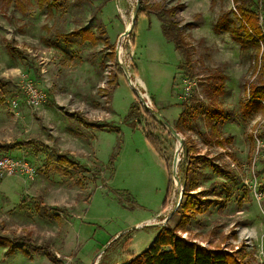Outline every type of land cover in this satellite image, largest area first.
<instances>
[{
	"label": "rangeland",
	"instance_id": "1",
	"mask_svg": "<svg viewBox=\"0 0 264 264\" xmlns=\"http://www.w3.org/2000/svg\"><path fill=\"white\" fill-rule=\"evenodd\" d=\"M22 1L25 9L0 0V160H22L36 172L0 179V264H126L138 255L132 252H143L163 227L178 221L167 218L181 197L173 161L186 139L228 175L199 165L201 190L214 189L209 196L216 203L191 221L183 237L242 248L249 264H264V111L244 108L246 88L257 77L258 50L244 36L233 1L57 0L44 7ZM138 2V14L146 13L122 39ZM254 2L264 30L263 0ZM169 19L181 34L180 50L163 36ZM80 28L99 41L67 36ZM119 41L132 81L178 128L179 139L145 108L118 69L111 50ZM113 72L115 85L108 83ZM216 75L224 82L218 96ZM185 78L196 81L190 94ZM25 83L46 93L41 108L23 102ZM11 100L20 102L17 109ZM196 107L220 112L219 130L232 140L225 148L204 140L210 128L192 116ZM81 116L100 124L88 127ZM61 156L71 163H61ZM182 159L183 151L179 177ZM150 220L157 225L135 229ZM66 241L71 251L64 255Z\"/></svg>",
	"mask_w": 264,
	"mask_h": 264
},
{
	"label": "trees",
	"instance_id": "2",
	"mask_svg": "<svg viewBox=\"0 0 264 264\" xmlns=\"http://www.w3.org/2000/svg\"><path fill=\"white\" fill-rule=\"evenodd\" d=\"M55 1L57 0H37L40 7L50 6L54 4ZM232 1L244 36L254 43L258 50L255 63L257 77L246 88L247 98L244 108L246 111H249L253 107H258L264 111V30L260 23L259 8L255 5L254 0ZM9 2L21 9H25L22 0H9ZM140 13L145 14L146 12L140 9L139 14ZM135 27L136 26H134V28ZM162 33L165 39L174 43L177 50L183 48L181 34L178 30L176 31V25L173 19H169L168 22L163 24ZM67 36L80 37L83 41H89L94 44L99 41V38L87 28L74 30L67 34ZM111 56H116V46H113ZM118 69H120V67ZM110 76L108 83L115 85L117 73H110ZM223 89V78L220 75L214 76L213 94L218 96L223 92ZM136 105L137 104L132 107L131 113L137 108ZM191 111L193 117L201 116L206 125L210 128L209 135L203 136L205 141H209L220 148H225L227 143H231V138L225 139L219 130L220 112L200 107L193 108ZM79 119L82 123L90 127H97L100 124L99 122L90 121L82 116ZM147 137L155 150L163 156L157 141H155L149 132L147 133ZM229 155L233 158V162L239 165L240 162L235 156L233 154ZM61 160L66 163H71L66 157L61 158ZM199 165H206L210 170L222 177L228 175L226 171L220 168L219 164L214 162L213 158H210L206 154H202L192 140H183V159L180 163V181L183 187V197L178 209L172 215V218L178 217V221L175 225L168 224L163 227L158 233L155 241L140 254L132 256L131 260L126 264H249L247 260L248 254L244 252L242 248L234 250L221 247V245L205 246L194 238L183 237L182 233L190 234L189 225L191 221L197 216L205 214L206 211L216 203V200L209 196L214 189L209 188L201 190L198 171ZM167 166L170 175V190L172 191L173 180L171 168L169 164H167ZM26 199L29 201L36 200V198L28 196ZM2 241L6 244L12 243V241L7 238L2 239ZM14 248L15 246L11 245L8 252H11Z\"/></svg>",
	"mask_w": 264,
	"mask_h": 264
},
{
	"label": "built area",
	"instance_id": "3",
	"mask_svg": "<svg viewBox=\"0 0 264 264\" xmlns=\"http://www.w3.org/2000/svg\"><path fill=\"white\" fill-rule=\"evenodd\" d=\"M123 39V38H122ZM120 50H121V47H120ZM120 54H121V51H120ZM121 60V59H120ZM119 67L120 64H119ZM125 74V72H124ZM129 74V73H128ZM126 75V74H125ZM129 78L132 82V85L139 91L141 92L137 87H136V84L132 81L131 79V76L129 74ZM130 83V82H129ZM183 84H184V88H185V91L187 92V94H190L191 93V89H193L195 86H196V81L193 80V79H190V78H185L183 80ZM142 96L143 98L145 99V104L148 106V107H152V102L150 100V103L148 104L147 103V100L144 96V93H142ZM22 96H23V102H25V104L33 109H39L41 108L46 100H47V95L46 93L39 89L37 86H34L33 84L31 83H25L23 85V88H22ZM19 103L17 100H11V106L13 109H17L18 106H19ZM145 104H143L145 106ZM146 108V106H145ZM183 150H181V153H182ZM181 153H180V157L181 158ZM16 171H19L21 172L22 174H25L27 176H33L35 174V169L32 168V166H29L28 163L22 161V160H17V161H14L12 159H10L9 157H5V158H2L0 160V179L1 178H5L7 176H12Z\"/></svg>",
	"mask_w": 264,
	"mask_h": 264
},
{
	"label": "water",
	"instance_id": "4",
	"mask_svg": "<svg viewBox=\"0 0 264 264\" xmlns=\"http://www.w3.org/2000/svg\"><path fill=\"white\" fill-rule=\"evenodd\" d=\"M138 11H139V2L137 3L136 5V8H135V11H134V14H133V17H132V22L130 23V26L127 28V30L125 31V33L122 35V38L124 37H127L129 36L130 32L134 29V26H135V22H136V19H137V16H138ZM120 47H121V42L119 41V43L117 44V48H116V56L119 60V64L121 66V68L123 69V71L125 72L127 78H128V81L130 82L131 86L134 88V90L136 91V93L138 94L140 100L142 101L143 104H145V99L143 98L141 92H139L133 85H132V82L129 78V74L125 68V66L121 63V60H120ZM146 108L149 110V112L161 123L163 124L165 127L168 128V130L171 132V134L178 138L179 139V134L177 133V131L171 126V124L155 109H153L152 107H148L146 104H145ZM180 147L181 149H177V155L175 156L174 158V161H173V173H174V177H175V181H176V185H177V189H179V192L180 193V196L177 200H176V204H175V208L173 209V212L170 216H168L167 218V221L168 219L174 214V212L178 209L180 203H181V200H182V197H183V189L181 190V181H180V177L177 173V166H178V163L180 161V153L183 148V140L180 141ZM154 226V225H157V224H153L151 222L149 223H146L144 225H138L135 229H138V228H142L144 226Z\"/></svg>",
	"mask_w": 264,
	"mask_h": 264
},
{
	"label": "crops",
	"instance_id": "5",
	"mask_svg": "<svg viewBox=\"0 0 264 264\" xmlns=\"http://www.w3.org/2000/svg\"><path fill=\"white\" fill-rule=\"evenodd\" d=\"M84 124V123H83ZM86 125V124H85ZM87 126V125H86ZM88 127H90V126H88ZM63 157H65V156H61L60 158H59V161L61 162V163H66V162H63L62 160H61V158H63ZM67 158V157H66ZM9 183L10 182H8L7 181V186L9 185ZM8 188H9V186H8ZM8 190H10V189H8ZM27 198V197H26ZM27 201H29V200H27ZM58 215V214H57ZM153 220H150L149 222H152ZM155 238V236L152 238V240L150 241V243H148L143 249H142V251H144V250H146L149 246H150V244L152 243V241H153V239ZM67 240V239H66ZM66 243H67V241L65 242V245L63 244L62 245V247H61V254H64V255H66L67 253H70V251H71V248L70 247H68L67 245H66ZM237 249H240V248H237ZM140 250V249H139ZM36 253H39L40 251L39 250H36L35 251ZM139 252H141V251H139ZM139 252H132L131 254H139ZM45 254L46 255H49L48 254V252H46L45 251ZM123 261H125V259L123 260Z\"/></svg>",
	"mask_w": 264,
	"mask_h": 264
},
{
	"label": "bare ground",
	"instance_id": "6",
	"mask_svg": "<svg viewBox=\"0 0 264 264\" xmlns=\"http://www.w3.org/2000/svg\"><path fill=\"white\" fill-rule=\"evenodd\" d=\"M129 26H130V25H129ZM129 26H128V27H129ZM147 103H148V102H147ZM148 104H149V103H148Z\"/></svg>",
	"mask_w": 264,
	"mask_h": 264
}]
</instances>
